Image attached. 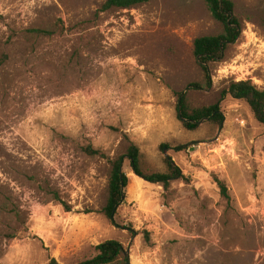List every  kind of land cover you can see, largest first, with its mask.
Wrapping results in <instances>:
<instances>
[{
	"label": "rangeland",
	"instance_id": "obj_1",
	"mask_svg": "<svg viewBox=\"0 0 264 264\" xmlns=\"http://www.w3.org/2000/svg\"><path fill=\"white\" fill-rule=\"evenodd\" d=\"M106 1L0 0V264H78L111 240L130 264H264V125L222 98L232 81L264 89V0H232L241 38L191 91L195 40L224 32L205 1ZM181 92L224 123L187 130ZM132 144L145 172L172 157L187 180L165 190L125 160L114 224L111 161Z\"/></svg>",
	"mask_w": 264,
	"mask_h": 264
},
{
	"label": "trees",
	"instance_id": "obj_2",
	"mask_svg": "<svg viewBox=\"0 0 264 264\" xmlns=\"http://www.w3.org/2000/svg\"><path fill=\"white\" fill-rule=\"evenodd\" d=\"M152 0H107L99 9L104 13L112 9L130 10L138 6L147 4ZM207 4L212 17L220 22L224 27V32L218 36L201 37L194 42V55L197 58L203 74L205 84H192L191 89H202L204 87L211 89L212 66L222 62L226 51L231 45L237 43L241 38L243 27L242 23L235 14V4L232 0H204ZM44 32V31H37ZM230 96L235 100L244 101L250 107L255 119L261 125H264V89L257 87L251 81H232L228 88L223 91L222 98ZM178 113L179 119L184 127L189 131L197 130L200 123L210 119V121L222 125L225 117L221 112L220 103L209 107L191 108L187 102V94L178 93ZM165 146H162L164 148ZM128 160L131 169L135 175L145 181L163 186L169 190L174 181L184 180L186 177L182 170L175 164L172 157L166 158L168 171L166 173L145 172L141 165L140 149L132 144L126 155L112 160V168L108 186V201L104 209L106 216L113 221L117 210L122 206L126 197V188L129 184V178L124 172V162ZM222 194L227 196L224 183L218 182ZM96 256L92 259L78 264H130V256L124 245L118 241H107L96 247ZM50 264H61L56 259H51Z\"/></svg>",
	"mask_w": 264,
	"mask_h": 264
},
{
	"label": "water",
	"instance_id": "obj_3",
	"mask_svg": "<svg viewBox=\"0 0 264 264\" xmlns=\"http://www.w3.org/2000/svg\"><path fill=\"white\" fill-rule=\"evenodd\" d=\"M127 254H129V252L127 251Z\"/></svg>",
	"mask_w": 264,
	"mask_h": 264
}]
</instances>
